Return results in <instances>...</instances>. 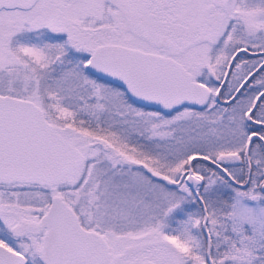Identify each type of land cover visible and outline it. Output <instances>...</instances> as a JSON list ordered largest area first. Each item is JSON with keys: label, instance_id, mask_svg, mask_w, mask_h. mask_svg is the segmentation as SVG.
Returning a JSON list of instances; mask_svg holds the SVG:
<instances>
[{"label": "snow or ice", "instance_id": "obj_1", "mask_svg": "<svg viewBox=\"0 0 264 264\" xmlns=\"http://www.w3.org/2000/svg\"><path fill=\"white\" fill-rule=\"evenodd\" d=\"M0 264H264V0H0Z\"/></svg>", "mask_w": 264, "mask_h": 264}]
</instances>
